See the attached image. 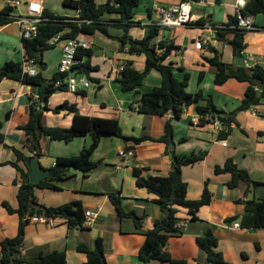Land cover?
I'll use <instances>...</instances> for the list:
<instances>
[{
	"label": "crops",
	"instance_id": "obj_1",
	"mask_svg": "<svg viewBox=\"0 0 264 264\" xmlns=\"http://www.w3.org/2000/svg\"><path fill=\"white\" fill-rule=\"evenodd\" d=\"M39 1L42 2L44 10L47 9L56 15L76 17L80 14L79 9L64 6V0ZM97 1L105 3L108 0ZM179 1L140 0L143 2V8H135L134 20L140 21L141 25L134 26L130 35L142 38L148 33V26L159 18L154 10L155 4L170 6ZM236 1H191L192 20L203 18V26L187 24L171 30L162 28L156 39L158 43L161 40L174 41L180 46L165 62L175 66L174 72L180 79L184 77L185 72L189 73L188 92L195 93L202 89L205 98L212 96L217 109L224 111L223 115L227 113L225 116L241 104L248 82L230 78L224 84L217 85L214 82L215 68L208 58L213 57L217 50L221 59L233 66H239L241 59L244 62L247 60L246 67L264 61V14L253 17L259 29L246 32V48L241 52V58L237 55L239 52L234 53L228 41L217 37L216 27L228 22L230 16L236 15ZM9 3L10 0H0V11ZM28 9V4L18 6L16 14L25 15ZM110 30L111 36L101 31L86 35L92 49L97 47V51L93 49L91 60L96 69L92 70L90 75L85 73L92 80L91 86L80 92H55L49 100L50 108L54 109L69 101L76 104L82 114L118 118L124 133L134 137L143 134L159 137L164 133L167 121L171 120L176 153L206 152L203 160L182 166V177L188 183L187 198H201L208 182L212 199L209 204L200 207L195 219H190L187 228L183 229L184 233L171 237L164 249L174 258L184 260L178 264H208L207 254L197 245L196 238L207 228H211L218 238L217 250L223 253L229 264H264V227H235L236 222L240 224V219L230 220L232 216L244 212L246 200L258 195L251 189L250 184L244 181H240L237 187L230 188L227 185L231 178L230 173H215L217 165H223L227 159L233 158L240 167L248 170L253 180L264 183V114L261 115L264 103L257 106V115L252 113V109L250 112L239 111L232 124V131L225 139L218 137L220 129L226 127L222 123L217 125L211 122L203 126L192 124L191 117L197 113L195 105H190L188 111L180 118H174L172 113L140 114L131 105L144 93L160 85L162 76L158 70L152 69L136 90L125 91L120 81L125 60L133 59L135 68L143 71L146 54L131 55L128 47L122 50L121 36L124 29L111 26ZM227 36L232 38L233 35L230 33ZM203 39L208 42L204 49H200L197 44ZM57 46H60V49L56 55L61 61L63 46ZM47 51L45 61L51 62ZM24 55L22 26L19 21L0 27V68L10 60L23 61ZM179 67L184 70L178 69ZM201 68L206 69L208 73L205 72L203 80L199 82L198 71ZM41 89V86L24 84L11 78H5L0 84V121L3 122L0 134H5V140L0 142V264L3 241L19 234L21 220L19 213L10 212L5 202L8 201L14 208H18V192L25 183L23 172L10 162L17 158L14 147L28 156L35 153L27 146L28 134L20 129V126L30 121L33 103H40ZM206 102L207 100L203 99L200 104L204 105ZM43 121L48 126L70 127L74 121V113L69 110L59 113L45 110ZM92 141L90 134L79 136L71 142L43 138L41 160L45 166L53 167L57 164L59 156L80 154ZM132 148L135 149L134 156L126 158L121 155V150ZM94 159L102 163L90 174L86 175L81 170L71 168L68 172L72 175L71 178L57 177L54 181L58 188L35 187V191L39 199L49 206L80 200L87 211L99 213L96 219L83 228L71 227L65 218L34 217L26 227V247L22 250L23 253L37 255L41 250L46 253L61 250L67 252L66 264H85L88 255L80 251L78 246L87 243L94 247L95 240L103 237L109 264H141L139 251L145 241V235L137 231L133 218L119 217L111 194L120 190L127 209H135L139 215L146 212L142 229L152 228L165 213L157 201L158 196L136 184L134 167L145 168V176L169 175L172 167L171 154L166 152L164 142L144 140L137 143L134 140L126 141L121 137L104 135ZM21 164L25 167L24 162L21 161ZM178 215L180 220L188 219L189 216L186 208H180ZM148 264L163 263L153 259Z\"/></svg>",
	"mask_w": 264,
	"mask_h": 264
},
{
	"label": "trees",
	"instance_id": "obj_2",
	"mask_svg": "<svg viewBox=\"0 0 264 264\" xmlns=\"http://www.w3.org/2000/svg\"><path fill=\"white\" fill-rule=\"evenodd\" d=\"M198 2L200 0H189ZM30 0H23V4L29 5ZM67 6L80 10V16L68 17L56 15L49 10H44V20L39 24V31L31 38H23L25 54L29 58H34L40 67L47 69L45 61V52L55 48L57 45L51 44V40L57 34H62L63 38H76L85 35H94L101 31L111 36V26H120L124 29L121 36L122 50L128 47L131 55L146 54V65L143 71L135 68L133 59H126L124 69L121 70L120 81L125 91L136 90L145 77L152 69H156L162 76V83L155 86L151 91L144 93L141 98L134 102L131 107L140 114H159L172 113L174 118H180L185 114V106L195 105L197 113L201 116L200 125L214 122L218 117L221 123L226 126L221 128L218 134L220 139H225L232 131V124L235 122L236 114L242 110H248L256 105L264 103V67L257 64L252 67L233 66L223 61L220 54L215 50L213 57L208 58L209 63L215 68V80L217 85L224 84L230 78H236L239 81L248 82L241 104L228 116L223 115L222 110L217 109L212 96L205 98L202 89L195 93L187 90L189 73L185 72L182 79L178 78L174 72L175 66L172 63L165 62L172 52L179 49L174 41L156 42L157 37L163 27L156 22L148 26V33L142 38H134L130 31L134 26H140L141 22L134 20L135 8L140 0H108L105 3H99L97 0H64ZM15 6L9 3L0 11V27H3L13 21H16ZM244 15L256 16L264 14V0H247L245 8L242 10ZM90 19L91 22L81 21ZM237 23V16H230L228 22L222 26L216 27L217 37L220 40L228 41L234 50V53L242 52L246 48L244 36L250 31L244 28L234 27ZM204 19L200 18L191 21L189 25L203 26ZM232 38H228V34ZM94 50L91 48H80L77 56L82 59L79 68L84 73L90 75L96 66L92 65V56ZM178 69L184 70L183 67ZM44 70L39 71L37 75L25 74L23 62L10 60L0 68V84L5 78L16 79L24 84L41 86L40 103H33L30 121L21 125L28 134L27 146L32 151H41V142L43 138L60 139L67 142L74 141L79 136L92 135V144L86 147L80 154L73 156H59L57 164L71 167L83 171L86 175L97 169L102 161L94 159V154L101 144L104 135L121 137L126 141L134 140L139 143L144 140H153L166 143V152L171 154L172 167L169 175H148L145 176V168L134 167V177L136 184L145 187L149 192L158 196L157 201L165 215L155 222L152 228L143 230L142 222L146 217V212L139 215L135 209H127L123 203L121 191L117 190L111 194L119 217L133 218L137 231L145 235V241L140 247L139 257L141 264H148L151 260L162 261L163 264H178L184 260L176 259L170 252L165 250L171 237L179 236L184 233L183 229L176 226L181 217L178 215L180 208H186L188 214L192 216L191 220L196 218V213L203 205L209 204L212 199V192L205 184L202 196L196 200L187 198L188 183L182 177V166L194 164L205 158L206 152H193L191 154H178L175 151L173 123L168 120L164 133L159 137H152L143 134L140 137L128 136L124 133L121 122L115 117L90 116L82 114L77 105L66 101L56 108L49 106L50 97L59 90H68L67 84L56 86L58 80H65L67 74L57 71L52 78L44 76ZM204 71L200 72L199 82L203 80ZM206 99V104H200V101ZM41 106V108H39ZM45 110H53L56 113L62 110H69L74 113V121L70 127L48 126L44 124L43 118ZM3 128V122L0 121V131ZM5 140V134H0V142ZM16 160L11 161L26 176L28 162L31 156H28L22 150L14 147ZM24 162L25 167L21 164ZM228 172L231 174L227 185L230 188L238 186L240 181L247 184L252 182L257 185L260 182L255 181L250 176L248 170L240 167L233 158H229L223 165L215 167V173ZM70 173H65L60 178H71ZM58 178L48 177L39 184L23 183L18 192L19 207L14 208L8 201L5 205L10 212H18L20 215V231L16 237H10L3 241L2 264H66L67 252L55 250L49 253L39 251L37 255L23 253L26 244V227L34 217L44 218H65L71 227H86V208L82 201L76 200L67 202L59 206H49L43 203L36 194L35 187L58 188L54 182ZM240 219V225L244 228L264 227V197H253L245 201L244 212L241 215H235L230 220ZM197 245L203 249L208 257V264H229L223 256V253L217 250L218 238L211 228H207L196 238ZM80 251L86 252L88 259L85 264H109L107 259V250L105 239L98 237L95 240V246L87 243H81L78 246ZM14 255V261L12 260Z\"/></svg>",
	"mask_w": 264,
	"mask_h": 264
},
{
	"label": "built area",
	"instance_id": "obj_3",
	"mask_svg": "<svg viewBox=\"0 0 264 264\" xmlns=\"http://www.w3.org/2000/svg\"><path fill=\"white\" fill-rule=\"evenodd\" d=\"M247 0H237L236 1V16H237V23L233 25L237 28H244L247 30H257L259 29L254 22V16L252 15H244L242 10L246 6ZM10 3L15 6L23 5V0H10ZM154 10L157 12L159 18L156 21V24L168 29H173L180 26H185L193 21L192 15V7L191 1L189 0H180L177 4H173L170 6L164 5H154ZM44 13V6L41 1L39 0H31L29 4L28 13L25 15H20L17 18V21L22 26V37L23 38H31L32 36L36 35L39 31V24L44 20L43 17ZM80 16V14H79ZM81 21L91 22L90 19H83ZM264 33V29H263ZM207 40L203 39L198 44L197 47L200 49H204L205 45L207 44ZM51 44L58 45L62 44L63 46V54L60 61V71L61 73L67 74L65 80H58L56 82V86H60L62 84L68 85V90L73 92H80L83 91L85 88L91 86L92 80L79 68L80 64H82V59L77 56L78 50L80 48H91V42L86 39V35L82 34L76 38H63L62 34H57L51 40ZM23 70L25 74L30 75H37L40 71V65L34 58H29L24 55L23 58ZM246 64L247 60H245ZM261 64L264 67V61L262 63H256L253 66ZM124 67H122V70ZM76 72L73 74V72ZM82 74V75H81ZM81 75V76H80ZM80 76V77H79ZM260 105V104H259ZM256 105L252 108V113L254 115L258 114L257 106ZM187 106H185L184 111H188ZM201 116L196 113L191 117V122L193 125H200ZM214 123L217 125H221V121L218 117L214 119ZM121 155L124 157L134 156L135 149L129 150H121ZM99 213L94 212L92 210H88L86 212L87 221L86 224H91ZM192 216L189 214L188 219L180 220L176 223V226L185 229L188 226V223ZM235 227H239L240 224L236 222L234 224Z\"/></svg>",
	"mask_w": 264,
	"mask_h": 264
},
{
	"label": "water",
	"instance_id": "obj_4",
	"mask_svg": "<svg viewBox=\"0 0 264 264\" xmlns=\"http://www.w3.org/2000/svg\"><path fill=\"white\" fill-rule=\"evenodd\" d=\"M238 57L241 58L242 53L239 52ZM239 66H245V62L241 59L238 62ZM41 70H44V67H41ZM76 72L74 71L73 74ZM224 115H227L225 113ZM42 152L41 151H35V153L31 156L29 162H28V170L27 174L25 176V182L26 183H34L39 184L44 179H47L48 177H60L61 175L68 173L71 171V167H66L63 165L56 164L53 167H47L43 164L42 160ZM250 187L252 190L256 192L259 198L264 197V183H259L255 185L253 182L250 184ZM14 255H12V260L14 261Z\"/></svg>",
	"mask_w": 264,
	"mask_h": 264
},
{
	"label": "rangeland",
	"instance_id": "obj_5",
	"mask_svg": "<svg viewBox=\"0 0 264 264\" xmlns=\"http://www.w3.org/2000/svg\"><path fill=\"white\" fill-rule=\"evenodd\" d=\"M63 5L64 6H66V7H70V6H67L66 4H64L63 3ZM139 8H143V2H140L139 3ZM137 6V7H138ZM138 9V8H137ZM59 49H60V46H57V47H55V48H52V49H49L47 52L50 54V59H51V62L50 61H47V70L45 71V73H44V76L46 77V78H52L53 76H54V73L55 72H57V71H60V61H59V58H58V55H56V52H58L59 51ZM94 50H96L97 51V47H95L94 46V48H93ZM47 53V54H48ZM201 71H204V73L206 72V73H208L207 72V70L206 69H200L198 72H201ZM82 75V74H81ZM80 75V76H81ZM79 76V77H80ZM253 108V107H252ZM252 108H250V109H248V110H243V112L244 111H249L250 112V110L252 109ZM261 109H263L262 107H261ZM235 110V109H234ZM264 114V111H261V115H263Z\"/></svg>",
	"mask_w": 264,
	"mask_h": 264
}]
</instances>
